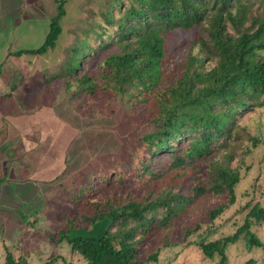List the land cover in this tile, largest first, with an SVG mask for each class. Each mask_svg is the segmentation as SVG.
<instances>
[{"label": "trees", "instance_id": "1", "mask_svg": "<svg viewBox=\"0 0 264 264\" xmlns=\"http://www.w3.org/2000/svg\"><path fill=\"white\" fill-rule=\"evenodd\" d=\"M67 2L55 0L56 13L43 42L14 55L59 52L66 37ZM99 17L91 29L94 35L83 33L68 49L63 72L51 78L70 77L74 83L66 85L87 98L107 90L127 95L132 104L145 106L148 129L129 154V169L87 171L72 190L62 191L63 198L91 211L84 217L91 225L109 218L106 235L70 239L67 233L75 225L64 213L59 238L87 264H141L140 246L157 230L192 214L212 195L225 201L206 213L209 220L236 200L241 175L230 161L246 130L239 120L255 107L264 110V0H108ZM178 30H192L194 36L186 57L169 75L164 69L168 35ZM100 56L99 80L87 72L79 75L83 60ZM245 134L253 147L264 143V137ZM221 151V158H215ZM207 160L202 174L200 165ZM188 177L194 181L187 194L175 192ZM114 181L123 188L148 187L153 199L98 197V183ZM260 192L261 198L243 207V221L234 232L196 241L203 256H218L217 264H225L228 246L239 240L249 249L262 247L252 227L264 222V177ZM198 228L186 229V235ZM255 263L248 258L243 264ZM1 264L30 263L15 258L5 245Z\"/></svg>", "mask_w": 264, "mask_h": 264}, {"label": "rangeland", "instance_id": "2", "mask_svg": "<svg viewBox=\"0 0 264 264\" xmlns=\"http://www.w3.org/2000/svg\"><path fill=\"white\" fill-rule=\"evenodd\" d=\"M67 1V16L64 22L66 37L62 42L61 50L55 54L53 51L45 54L47 63L44 62L40 65L39 63L26 62L21 64L23 66L21 70L30 68L31 71L48 73V88H46L48 98L50 97L54 104L59 105V108L52 109L50 122H48V110L37 111L28 115L27 119H23L28 121L31 129H34L32 133L39 134L37 140L33 134V140L36 143L30 145L29 137L22 134L21 144L2 143L0 146L6 158L10 160L17 158L22 161L27 157V154H32L29 151L31 146L34 148L35 156L39 155V157L41 154L44 156V153H48V142L51 143L49 147L53 155L57 154L59 149L64 151L66 148L68 154H72L74 147H78L79 142L83 139L89 145V149L85 152L88 160L82 163L78 162L77 170L70 171L69 176L66 175L67 177L61 184L63 188H58L56 183L49 185L51 188L48 189V173L36 174L31 177L32 182H24L18 186L15 191L17 196V200L14 202L15 206H12V203L7 200L3 202L5 206L0 205L4 214H18L14 217H7L2 227L0 264L4 260L5 245L12 251L15 258H22L30 264H87L79 253L71 251L70 245L65 239L59 238V233L64 229L59 218L61 214L67 213L75 227L91 228L92 225L84 219L91 215V211L63 198L62 191L72 190L76 184L74 181H83L82 176H85L87 171L95 170L97 172L108 170L109 167L129 169V154L139 146V136L148 129L145 106L132 104L127 95L107 90L92 98H87L83 94H77L74 86L66 85L67 81L72 80L70 77L51 78L52 75L63 72L62 66L68 57V49L71 45L82 37L83 33L94 35L91 29H94L95 23L99 22V11L105 9L108 2V0ZM51 8L52 5L48 3V17ZM193 36L194 31L192 30H178L168 35L167 60L164 67L167 74L175 72L179 62L186 57ZM37 42L29 41L26 45L36 48L38 46L36 44H39ZM2 52L3 49L0 48V54ZM100 60L101 56L96 59L83 60L79 75L87 72L95 80H99ZM12 64V60L0 64V72L4 73L3 77H6L7 72L12 73L11 77L5 79L7 87L0 85V93H7L17 82H23L28 86L43 78L42 76L38 80L31 77L23 78L20 71L10 69L16 68L15 64ZM19 96L18 92L14 98L12 96L0 97L3 100L1 103H11L14 100L18 102ZM75 112L88 119L86 124L88 123V126L97 131L88 132L89 129L85 127V131L81 133L78 131V136L76 122L70 121L68 117L66 120V116H64L68 115L67 113ZM59 118L64 120L61 124H58ZM2 119H4V124H13L15 128V124L18 125L22 120L18 117H11V115H2ZM239 124L246 130L243 132L241 140L234 145L236 146L233 149L234 157L230 161V166L237 168L241 175V180L235 189V202L214 220H209L206 213L216 207L217 203L225 201L221 195H212L192 214L177 218L173 225L157 230L140 246L141 264H217L219 257L215 256L210 259L203 256L196 241L202 238L213 240L231 234L243 221L246 212L243 207L262 197L260 191L264 177V143L253 147L245 132L257 135L260 139L264 137V110L255 107L240 118ZM41 140L43 143L40 142ZM222 153L223 151L215 158L220 159ZM159 159L164 160L165 157ZM39 162L36 160V164ZM208 162L207 160L200 165L202 174H205ZM113 178L116 176L114 175ZM193 181L194 178L188 177L185 181L177 184L174 191L182 195L187 194ZM97 187H100L98 197L103 199L117 197L120 201H127L129 197L139 195L146 196L148 201L153 199L148 187L146 190L136 189L132 186L123 188L115 181L104 186L103 182H100ZM159 190L157 189V192ZM16 204L19 206L16 207ZM196 226L199 227L197 230L186 235V229ZM252 230L262 241V247L249 249L243 240H239L228 246V260L225 264H243L248 258L255 259V264H264V222L254 225ZM153 255L155 258L151 257Z\"/></svg>", "mask_w": 264, "mask_h": 264}, {"label": "crops", "instance_id": "3", "mask_svg": "<svg viewBox=\"0 0 264 264\" xmlns=\"http://www.w3.org/2000/svg\"><path fill=\"white\" fill-rule=\"evenodd\" d=\"M48 3L52 5L49 17ZM55 13V0H0V48L3 49L2 54H0V64H3L7 60H12L16 68L10 69L20 71V73L23 74V78L31 77L34 80H38L40 76L43 77L41 80L33 82L28 86L23 82H17L7 93H0V97L12 96L14 98L18 92L20 95V98H18L20 100L18 102L14 100L11 103H1L3 100L0 99V145L2 143L21 144L22 134L25 137H29L31 142L30 145L36 143V141L33 140L34 133L32 132L34 129H31L28 125V121L23 119H27L28 115L37 111L48 110V122H50L52 119V109L59 108V105L54 104L50 97L48 98L46 89L48 88V73L43 71H31L30 68L21 70L23 67L21 65L22 63L30 62L39 63L40 65L44 62L47 63L48 60L45 54H47L48 51L44 55H14V52L20 49H32L34 46L26 45L29 41H32V43L38 41L37 43L39 44H36L38 46L43 42L48 32L49 20ZM15 47L20 48L16 49ZM3 75L4 73L0 72V85L7 87L5 79L11 77L12 73L7 72L6 77H3ZM67 114L68 115H64L66 116V120L69 118L70 121L76 122V127L78 128L76 131L79 136L78 131L81 133L86 130V124L84 122L85 117L80 116L77 112ZM2 115H11V117H18L22 120L19 121L18 125L15 124V128L13 124H4ZM53 118L55 117L53 116ZM58 121V124H61L64 120L63 118H59ZM86 128L89 129L88 132L97 131L90 126ZM38 136L39 134L35 135L36 140L37 138L39 139ZM40 142H42V140ZM87 143V141L85 142L82 139V141L79 142V146L74 147L75 149L72 154H68L66 148L64 151L59 149L58 153L53 155L49 147L51 143L48 142V153H44V156L41 154V157H39V155L35 156L36 153L31 146L29 151H31L32 154H27V157L22 161L21 159L17 160V158L13 160L6 158L0 146V205H2V207L5 206L3 202L7 200V202L12 203V206H15L14 202L17 200L15 191L18 189V186L24 182H32L30 179L36 174L48 173V182L45 181L48 183V189L51 188L49 185L56 183V185L59 186L58 188H61L64 178L69 176V172H66V169L75 171L77 170L78 162L82 163L88 160V158L85 157V152L89 149ZM23 144L25 145V141ZM36 160L40 162L36 164ZM18 206L19 205L16 204V207ZM2 207L0 206V233L2 232V227L6 222V218L18 215L17 213H12L10 215L4 214L2 212Z\"/></svg>", "mask_w": 264, "mask_h": 264}, {"label": "water", "instance_id": "4", "mask_svg": "<svg viewBox=\"0 0 264 264\" xmlns=\"http://www.w3.org/2000/svg\"><path fill=\"white\" fill-rule=\"evenodd\" d=\"M111 223V220L105 217L94 222L91 228L73 227L68 231L67 236L70 239L80 237L84 239L101 240L111 227Z\"/></svg>", "mask_w": 264, "mask_h": 264}]
</instances>
